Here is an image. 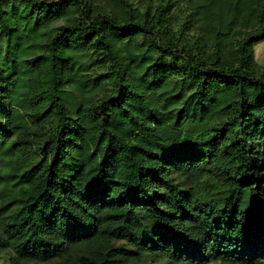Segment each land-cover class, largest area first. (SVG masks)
<instances>
[{
    "label": "trees",
    "instance_id": "1",
    "mask_svg": "<svg viewBox=\"0 0 264 264\" xmlns=\"http://www.w3.org/2000/svg\"><path fill=\"white\" fill-rule=\"evenodd\" d=\"M262 42L264 0H0V258L264 264Z\"/></svg>",
    "mask_w": 264,
    "mask_h": 264
},
{
    "label": "rangeland",
    "instance_id": "2",
    "mask_svg": "<svg viewBox=\"0 0 264 264\" xmlns=\"http://www.w3.org/2000/svg\"><path fill=\"white\" fill-rule=\"evenodd\" d=\"M255 59L257 64L259 65V67L264 68V42L258 44L255 47ZM119 243H117V245H119ZM6 258L3 256L0 258V264H6ZM46 264H62L60 261H54L51 263H46ZM215 264V263H214Z\"/></svg>",
    "mask_w": 264,
    "mask_h": 264
}]
</instances>
